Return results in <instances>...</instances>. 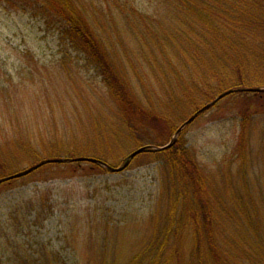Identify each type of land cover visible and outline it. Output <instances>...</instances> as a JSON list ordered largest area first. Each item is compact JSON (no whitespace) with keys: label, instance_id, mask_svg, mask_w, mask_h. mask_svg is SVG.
Instances as JSON below:
<instances>
[{"label":"trees","instance_id":"16d2710c","mask_svg":"<svg viewBox=\"0 0 264 264\" xmlns=\"http://www.w3.org/2000/svg\"><path fill=\"white\" fill-rule=\"evenodd\" d=\"M97 1L98 4L93 0H0V8L30 15L51 28L59 38L60 52L64 48L65 54L80 57L84 68L100 78L118 110L122 130L124 126L127 132H142L144 135L146 123L171 122L169 115L181 110L182 102H189L187 107L190 109L183 115L185 118L227 91L264 87V76L254 73L256 65L264 66V50L260 51L264 48V0H161L165 15H159V19L149 16L145 10L139 11L133 5L135 0ZM139 1L143 6L150 3L148 0ZM110 16L111 19L118 18L119 24L124 20L128 27L126 40L130 36L141 42L138 44L135 40L137 47L133 48L143 52V66L138 63L128 65L132 75L124 69L125 74L121 64L108 51L110 36L113 32L120 33L113 20H105ZM257 42L259 45H255ZM57 65L62 67L63 63ZM139 66L146 68L147 71L143 72L148 73L141 76L143 72ZM257 76L261 78L255 79ZM132 81L139 86L141 94L137 93ZM155 86L158 92L153 91ZM151 93L158 103L163 104L158 115L154 114L157 110L149 100ZM240 94L253 99L259 96ZM143 100L150 102V107ZM247 115L248 112L240 114V133L232 155L237 158L236 177L256 171L252 174L258 178L255 186L250 181L245 182V178L235 185L232 178L227 180L222 175V182L213 180L220 184L219 191L214 192L217 186L212 187L209 180L218 171L214 175L206 173L179 137L170 149L143 153L130 162L140 156H150L149 163H162L160 195L164 198L158 201L142 242L131 256L119 260L118 255L114 256L107 247L99 249L88 242L81 251L79 242L72 237L68 247L69 260H61L42 246L35 251L31 247L32 251L24 249L21 254H16L15 264H264V146L252 149L251 143L253 157L244 160L243 155L248 149L246 127L250 116ZM168 127V136H160L155 142L156 147L167 144L177 129L173 121ZM117 144L122 145L120 141ZM87 148L93 150L90 146ZM83 150L90 153L88 149ZM93 151L97 154L91 158L102 161L99 157L101 150L97 147ZM27 155L28 168L55 158L47 156L42 159L33 153ZM86 156L68 154L64 159L74 161L46 164L41 168L54 165L75 166V169L79 167L77 164L86 163L75 160ZM58 157L56 159H63L61 155ZM8 160L11 159H0V179L19 172H13L15 169L10 166L13 163ZM90 166L95 171L109 173L97 165ZM227 169L223 165L222 171L227 172ZM16 180L2 182L0 188ZM219 192L225 195L223 199L228 200L227 204L232 202L230 208L223 209V215L217 212L216 202L220 203L217 198H221Z\"/></svg>","mask_w":264,"mask_h":264},{"label":"rangeland","instance_id":"374dc122","mask_svg":"<svg viewBox=\"0 0 264 264\" xmlns=\"http://www.w3.org/2000/svg\"><path fill=\"white\" fill-rule=\"evenodd\" d=\"M93 1L98 4L97 0ZM135 1L133 5L139 11L145 10L155 19L165 15L161 0H148L150 3L144 6L139 0ZM105 20H113L121 33H112L108 51L121 64L122 70L125 72L126 69L132 75L128 65L138 63L143 66L144 61L143 52L133 48L137 47L135 43L139 39L135 41L129 36L126 40L128 27L124 20L121 24L116 17ZM41 21L0 8V159H11L8 161L15 164L10 165L15 169L13 172L28 168V153L42 159L47 156L56 159L59 155L64 159L68 154H82L87 155L84 159L104 161L115 169L140 146L156 147L155 142L160 136H168V125L172 121L178 128L191 115L183 118L190 108L187 107L189 102H182L181 110L169 115V124L160 120L155 125L146 123L144 135L148 137L142 132H127L124 126L122 130L118 110L100 78L84 68L80 57L65 54L64 48L60 52L57 34ZM126 46L130 48L127 50ZM126 51L132 52L127 55ZM58 62L63 63L62 67L57 65ZM141 66L140 72L147 71ZM263 67L256 65L254 73L264 76ZM130 78L134 79L133 76ZM132 82L141 94L139 86ZM155 88L153 91L158 92V87ZM258 95L254 99L242 94L226 96L178 136L206 173L214 175L218 171L209 180L212 187L217 186L214 188L216 193L220 184L213 180L222 182V175L227 180L232 178L235 185L244 178L245 182L256 185L258 178L252 175L256 171L236 177L237 158L232 155V150L240 133V114L245 112L250 116L246 127V147L250 149L244 153V160L253 157L251 143L252 149L264 146V94ZM149 100L157 110L154 114L158 115L163 104L157 102L153 93ZM144 104L150 107V102ZM174 134L170 135L169 142ZM119 141L122 145L117 144ZM87 146L93 150L98 147L101 150L98 156L103 160L91 158L97 153ZM83 148L90 153L84 152ZM149 158L138 157L120 173H101L88 163L77 164L79 167L75 169V166L51 165L17 179L7 185L9 187H1L0 264H15L16 254H21L24 249L29 252L31 247L35 251L42 246L61 260H69L68 247L72 237L79 242L81 251L88 242L99 249L107 247L114 256L118 255L119 260L131 256L142 242L158 201L164 200L160 195L162 163H149ZM225 164H229L230 169ZM223 165L227 172L222 171ZM218 194L221 198H217L220 202H216L217 212L223 215V209L230 208L232 202L227 204L228 200L223 199L225 195ZM66 237H69L68 242Z\"/></svg>","mask_w":264,"mask_h":264},{"label":"water","instance_id":"95a60500","mask_svg":"<svg viewBox=\"0 0 264 264\" xmlns=\"http://www.w3.org/2000/svg\"><path fill=\"white\" fill-rule=\"evenodd\" d=\"M264 89H245V90H235V91H228L220 96H218L214 101H212L211 103H209L208 105H206L205 107H203L202 109H200L199 111H197L196 113H194L187 121H185L175 132L174 137L171 139V141L169 142V144H167L164 147L161 148H155V147H142L140 149H137L136 151H134L131 155H129V157L125 160L124 165L121 168L118 169H111L110 167L106 166L105 164L97 161V160H93V159H79L77 161H82V162H89V163H93V164H98L101 165L105 168H107L109 171L111 172H120L122 171L124 168L127 167V165L129 164L130 160L133 159L135 156L141 154V153H145V152H161V151H165L169 148H171V146L175 143L176 141V136L186 127L188 126L190 123H192V121L199 116L200 114H202L203 112H205L206 110H208L211 106H213L214 104H216L219 100H221L223 97L233 94V93H263ZM70 162L69 160H47V161H42L40 163H38L37 165L21 172L18 173L14 176H11L8 178V180L10 179H14V178H19V177H23L26 176L27 174L31 173L32 171L37 170L38 168H40L43 165L46 164H51V163H68ZM2 181H0L1 183Z\"/></svg>","mask_w":264,"mask_h":264}]
</instances>
